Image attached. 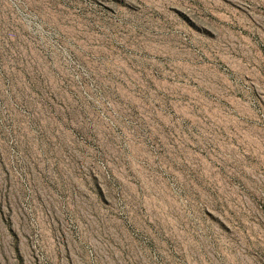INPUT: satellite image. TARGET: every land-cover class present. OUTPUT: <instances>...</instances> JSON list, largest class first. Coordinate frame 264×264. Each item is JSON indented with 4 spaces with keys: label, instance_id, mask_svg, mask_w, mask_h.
I'll use <instances>...</instances> for the list:
<instances>
[{
    "label": "rangeland",
    "instance_id": "1",
    "mask_svg": "<svg viewBox=\"0 0 264 264\" xmlns=\"http://www.w3.org/2000/svg\"><path fill=\"white\" fill-rule=\"evenodd\" d=\"M0 264H264V0H0Z\"/></svg>",
    "mask_w": 264,
    "mask_h": 264
}]
</instances>
